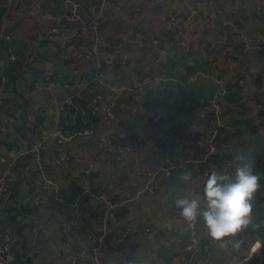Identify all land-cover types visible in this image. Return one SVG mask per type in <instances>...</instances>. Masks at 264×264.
<instances>
[{
	"label": "crops",
	"instance_id": "1",
	"mask_svg": "<svg viewBox=\"0 0 264 264\" xmlns=\"http://www.w3.org/2000/svg\"><path fill=\"white\" fill-rule=\"evenodd\" d=\"M73 1L80 6L75 22L67 19L68 8L59 0H12L11 3L0 0V98L5 106L0 108V157L10 150H27L37 140L39 131L57 128L59 114L47 105L50 92L41 87L44 75L50 74L55 80L51 93L59 98L73 96L61 89L63 82L73 84L80 79L89 83L97 99L94 108L102 119L88 138H74L66 143L57 139L48 141L41 152L44 172L61 187L67 203L79 190H89L104 192L105 201L116 207L103 219L106 203L86 197L73 209L55 204L48 214L41 216L32 203L41 191L40 174L24 172L20 183L14 174L6 195L0 197V229L19 240L14 246L17 258L25 259V252L35 250L27 260L29 264H94L88 250L92 237L106 235L113 227L140 230L148 225L153 226L154 232L123 243L125 248L120 250L123 256L115 264L118 260L124 264H164L165 261L184 264L188 259H202V264H230L249 257V248L259 238L258 234L246 235L239 249L230 246L222 249L216 244L207 248L202 216L197 218L194 237L192 225L181 220L175 207V199L188 194L201 199L203 210L207 176L212 171L235 172L241 165H237L230 143L223 135L217 141L216 164L207 166V176L194 177L189 183L172 174L169 179H158L151 192L133 203L119 205V202L125 192L141 186L140 172L168 165L165 153L196 159L206 152L207 146L198 141L210 137L216 111L211 105L214 99L224 120L228 121L232 111H244L258 134L264 133L261 126L264 116L259 117L261 108L252 98H244L249 78L250 84L264 87V40L257 36L258 31H264V0H200L202 12L220 8L228 13L229 22L239 24L237 33L241 35L245 53L244 48H235L238 35L227 45L224 23L215 20L206 25L195 19H181L172 0H111L92 56L84 53L85 33L80 35L76 49L60 52L62 37L76 30H89L97 19L95 0ZM231 11H236L234 16ZM161 36L171 37L174 42L168 54H164V44L155 43ZM12 55L25 57L11 62ZM97 63L104 68L100 83L95 80ZM49 66L57 69L46 72ZM6 69L11 75L4 76ZM28 76L40 86L36 93L27 86ZM221 82L229 84L225 95H221ZM138 84H141L139 96L130 107L106 120L105 113L115 93L121 98L129 97L131 89ZM234 84L241 89L238 101L231 99ZM168 87L176 90L169 101L159 105L142 101L148 91L156 94ZM200 98L203 105L198 103ZM258 99L264 103V94ZM157 109L161 110L160 120L154 113ZM8 111L14 114V131H25V140H14L7 132L4 115ZM110 138L128 140L144 149L117 153L107 142ZM245 138L252 140L253 136L249 138L246 134ZM159 143L162 148L158 147ZM57 155H68L71 162L55 164ZM252 157L245 162L251 163ZM4 169L5 164L0 163V171ZM116 180L122 183L118 188L112 187ZM112 216L119 219L117 224H113ZM34 228L38 231L36 237ZM62 228L66 230L65 238ZM110 255L113 254L106 251L105 264H109ZM263 256L262 240L259 251L244 264H259ZM252 258L259 259L258 263L251 262Z\"/></svg>",
	"mask_w": 264,
	"mask_h": 264
},
{
	"label": "built area",
	"instance_id": "2",
	"mask_svg": "<svg viewBox=\"0 0 264 264\" xmlns=\"http://www.w3.org/2000/svg\"><path fill=\"white\" fill-rule=\"evenodd\" d=\"M7 3H11L12 0H5ZM128 0H124V2H127ZM173 5L176 8L177 12L181 16V19H184L186 21L190 20H199L200 22L204 24H212L215 20H218L222 23H224V27L228 28L231 33H233L236 37L238 35L237 42L241 43V35L240 33H237L239 30V24L236 21L229 22L228 20V13L220 8L214 9L210 12H202V3L200 0H193L190 4L187 3L184 0H172ZM60 4L62 6H65L68 8L67 12V19L72 20L73 22L77 20L79 16V10L80 6L77 2L73 0H59ZM111 3V0H95V8H96V14L97 19L92 24L91 28L89 30H83V31H73L67 36H64L60 39L59 43V49L60 52L66 53L70 49H76L78 47V39L82 33H85L86 36V44L84 47V53L86 56H92L95 52V48L97 45V33L100 28V25L102 23V20L104 19L105 13L109 8V5ZM257 5V4H256ZM118 10L120 8L118 7ZM52 32H55V29H52ZM257 36L260 40H264V31H258ZM188 40V38H186ZM159 41H155L156 44H158ZM227 42V41H226ZM168 46V45H167ZM246 48L243 49V53H245ZM164 54H168V51L165 49ZM25 56L15 57L10 56L9 60L11 62H15L20 59H24ZM96 72H95V80L100 83L103 78V65L101 63H97L95 66ZM221 95L227 94V86L225 82H221ZM27 86L30 88L32 93H36L38 86L33 79H29L27 81ZM55 86V80L50 74H46L41 79V87L45 90L49 91V96L47 98V105L51 108H54V110L59 114L66 106H70L72 104L71 96H66L63 98H59L56 94L51 93L52 88ZM141 84H138L135 86L134 89H131L130 96H132L133 100L138 98L139 96V87ZM62 90H73L75 89V94H78L79 96L82 95H89L91 94V87L89 83H86L82 80H77L73 84H69L68 82H63L61 84ZM168 90L169 95H163V93L157 95L158 97H155V93L153 91L147 92V97L143 98L142 101L146 104L149 103H155L156 105H159L160 103H164L169 101L171 96L176 92L175 88H166ZM251 90H252V99L256 106L260 107L257 103L255 98L259 97V95L264 94V87H258L255 86V84H251ZM119 94L118 92L115 93V96L112 98V100L109 102V105L107 107L106 113H105V119L111 120L114 118V116L122 110H126L130 107V104L132 102L127 103H119ZM96 97H91L89 102L90 104L96 103ZM198 103L200 105L204 104L203 99H199ZM211 105L215 108V116L213 118L212 122V130L210 137L208 138H202L198 141L201 145H206L207 150L204 154L200 155V157L196 159H186L180 156L179 154H172L171 156L167 153H165V156L168 160V165L165 167H154L145 169V171L140 172V176L143 179V182L141 183V186L135 190H130L125 192L124 198L120 200L119 205L127 204V203H133L137 198L142 196L143 194L149 193L153 189L154 183L158 179H169L172 174H176L180 181L186 182L183 180L184 174H190L191 178L199 177V176H207L208 172L206 171L208 162L211 158V156L214 154V152L217 150V142L215 139L222 134V132L229 128L228 121L224 120L221 116V108L218 107L216 99H214L211 102ZM2 106V101L0 98V107ZM157 120H160V117H156ZM14 120V114L12 111H8L7 114L4 115V122L7 125V132L12 135V137L17 138V140H25L26 134H23V132H17L14 131L12 123ZM93 135L92 129H87L82 132L77 133H70L68 131H62L58 128H53L52 130H41L38 133L37 140L33 142L30 147L27 150H10L7 151L6 156L0 157V163L5 164L6 169L0 171V197H3L7 193V187L8 185L13 181L14 172H13V164L15 160L27 153L34 154L33 156V163L30 166H26L25 172L33 171L38 174H40V181H41V191L39 194L35 195L33 197L32 203L35 207L38 208V214L41 216H45L47 213V195L46 193H50L51 196H53L54 201L56 204L64 205V209H73L77 206L78 202L83 197H87L90 200L103 202L106 203L104 207V218L105 219L108 214L113 211L114 207H116V204H109L105 201V194L101 191H89V190H79L78 193L73 198V201L71 202H62L63 195L61 191V187L56 183V181L50 177V176H44L42 173V158H41V151L45 149V143L57 139L61 142H69L70 140L74 138H81V137H90ZM114 138L108 139V143L113 146L117 152L120 153H127L130 154L132 152H135L138 149H144L143 146L136 144V143H130L128 140L123 141H116ZM159 148H162V143L158 144ZM55 164H62V163H69L71 162V157L68 155H57L55 157ZM230 176H234L233 172L227 173ZM192 181V180H191ZM121 182H118L117 180L113 182L114 188H118V185H121ZM23 186H26L23 184ZM196 194V193H195ZM204 205V203H203ZM205 206V205H204ZM93 220H95V217H92ZM111 220L113 224L118 223L117 217H111ZM197 220L191 224L192 225V233L193 236H197V228H196ZM153 226L148 225L144 228H141L140 230H122L120 228H116L111 232V237H113V245L119 244V243H125L126 241L132 242L139 237L142 236H149L151 235L154 230ZM62 234H66V230L64 228L61 229ZM37 229H33V235L37 236ZM105 234L92 237L88 242V250L92 255L93 263L94 264H105V257H106V247L103 242ZM242 241V240H241ZM16 244V240L13 238V236L0 229V264H29L27 261L30 259L33 254L35 253V250L29 253H26L25 259H18L16 254L14 253V246ZM35 245V244H32ZM214 245L213 242L208 241V246L212 247ZM262 246V240L260 238H256L253 240V244L249 248V257H245L244 259L240 260L236 263H230V264H244L246 263L251 257L254 256L255 253L259 251V249ZM206 248V249H207ZM202 259H188L184 264H202ZM116 264H124L121 260H118ZM164 264H169L167 261L164 262Z\"/></svg>",
	"mask_w": 264,
	"mask_h": 264
},
{
	"label": "trees",
	"instance_id": "3",
	"mask_svg": "<svg viewBox=\"0 0 264 264\" xmlns=\"http://www.w3.org/2000/svg\"><path fill=\"white\" fill-rule=\"evenodd\" d=\"M225 30L227 32L226 34V40L228 41L227 45H230L231 44L230 41L232 40V37H234L235 35L231 33L228 30V28H225ZM159 42L164 44V49H166L167 51L170 50L172 44L174 43L172 38L168 36H161ZM236 45L237 46H235V48H241V49L244 48V46H242L243 44L237 43ZM226 86H227V92H229V84L226 83ZM234 86L235 88L231 96V99H233V101H238L240 99L241 89L237 84H234ZM161 93H163V95H169L168 90L160 89L157 91L155 97L157 98L158 97L157 95ZM93 96L94 95L92 92L89 95L79 96L78 94H74L73 96H71L72 104L70 106H66L59 113L57 128L62 131H68L70 133H77V132H82L87 129H92L93 134H94L96 132V127L102 118L98 116L94 108V104H90L89 102L90 98ZM255 100H256V103L261 108L259 117L264 116V103L259 101L258 97H256ZM118 102L119 103L133 102V98L132 96L125 97V98H121L120 96L118 99ZM0 108H5V106L3 105ZM228 126L229 128L224 130L221 135H223V137H226V139L230 143L232 154L235 157L237 156V154H240L244 157L243 161H238L235 159L237 165L246 163L245 160L249 156L251 157V155H253V157L251 158L252 159L251 164L253 165V171L261 176V180H260L261 188L255 194L254 201H253V216L256 222L260 224V227L258 230L250 229L247 232L242 233L238 238L240 240H243L244 237H246V235L251 236L253 235V233H256L259 235V238H261L264 241V223L262 222L264 220L263 218L264 216V133L262 135L258 134L257 128L252 125L251 120L249 119L248 115L245 114L244 111L242 112L232 111L228 119ZM17 132H23V134H25V131L23 130H18ZM246 134L247 136H249V138L253 136L252 140H247L245 138ZM220 136H218L215 139L216 142L217 141L219 142V140L220 141L222 140V139H219ZM13 139L17 140V138L15 139V137H13ZM46 143H45V147H46ZM41 152H43V150ZM33 156L34 154L29 152L25 155L18 157L15 160L12 167H13L14 174L17 176V183L18 182L20 183L22 179L24 178V172H25L24 170L26 166L30 168L34 160ZM215 157H216L215 155L211 156L208 162V166L209 164L210 165L216 164V161L214 160ZM230 157L232 158L231 155ZM29 172L34 173V174L36 173L33 171H29ZM42 173L44 176H50L44 172L43 159H42ZM233 173L235 174V172ZM83 198H86V197H83ZM55 204L56 202L54 201L53 196L47 195V206H46L47 213L46 214H48L51 211V206L52 205L54 206ZM18 241L19 240H16V243ZM208 241L209 240L206 238L205 243L208 244ZM254 258H252L251 262L258 263L259 259H254ZM259 264H264V256L260 260Z\"/></svg>",
	"mask_w": 264,
	"mask_h": 264
},
{
	"label": "clouds",
	"instance_id": "4",
	"mask_svg": "<svg viewBox=\"0 0 264 264\" xmlns=\"http://www.w3.org/2000/svg\"><path fill=\"white\" fill-rule=\"evenodd\" d=\"M235 159L243 161L244 157L237 154ZM183 180L191 183V175L184 174ZM260 180L251 163L238 166L234 176L212 171L203 187V210L201 199L188 194L175 199V207L185 224L191 225L202 216L203 235L218 247L239 249L238 237L260 227L253 216V201L261 188Z\"/></svg>",
	"mask_w": 264,
	"mask_h": 264
},
{
	"label": "water",
	"instance_id": "5",
	"mask_svg": "<svg viewBox=\"0 0 264 264\" xmlns=\"http://www.w3.org/2000/svg\"><path fill=\"white\" fill-rule=\"evenodd\" d=\"M230 14H232L233 16L235 15V13H236V11H231V12H229ZM75 22V21H74ZM262 44L264 45V41H262ZM8 57V56H7ZM57 68L55 67V66H49L48 68H47V70H45L46 72H55V70H56ZM64 72L65 73H70V70H67V69H64ZM4 74V76H7V75H11L10 74V72H8V70L6 69V73H3ZM32 76V75H31ZM30 76H28V77H26L25 79H26V81H28ZM73 77H75L74 75H73ZM31 78H34V77H31ZM245 96H244V98L245 99H251L252 98V96H251V94H252V90H251V84H250V78L246 81V84H245ZM65 93L66 94H75V89H73V90H71V91H68V90H65ZM48 96H49V93H48ZM253 105H252V103H251V107H252ZM154 113H156V115L158 116L160 113H161V110H159V109H157ZM261 126H264V124H261ZM81 138H88V137H81ZM144 140L145 141H149V139H147V138H144ZM148 146L150 145V144H147ZM152 145V144H151ZM152 148H153V146H152ZM111 152H113V153H116V150H114V149H112V150H110ZM118 153V152H117ZM217 153V151H215L214 152V154H216ZM213 154V155H214ZM62 202H66V199H65V197L63 198V200H62ZM111 230H114V227L113 228H111ZM110 238H111V231L109 232V233H107L105 236H104V238H103V242H104V245H105V247H106V250L108 251V252H110L111 254H113V255H110L109 256V258H108V260L109 261H107L109 264H115V261H116V259H118V258H120V257H122L123 255H122V253L120 252V250L121 249H124L125 248V245L123 244V243H119V244H117L116 246H114V245H111L110 244Z\"/></svg>",
	"mask_w": 264,
	"mask_h": 264
}]
</instances>
